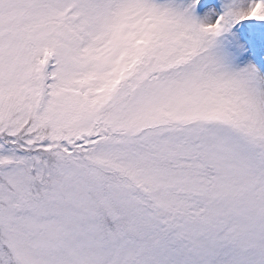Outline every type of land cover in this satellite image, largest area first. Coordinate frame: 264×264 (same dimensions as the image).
Returning <instances> with one entry per match:
<instances>
[{
  "label": "snow or ice",
  "instance_id": "6c2138e0",
  "mask_svg": "<svg viewBox=\"0 0 264 264\" xmlns=\"http://www.w3.org/2000/svg\"><path fill=\"white\" fill-rule=\"evenodd\" d=\"M0 264H264V0H0Z\"/></svg>",
  "mask_w": 264,
  "mask_h": 264
}]
</instances>
